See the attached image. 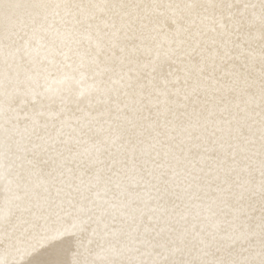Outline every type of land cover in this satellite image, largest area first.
<instances>
[{
	"label": "snow or ice",
	"instance_id": "obj_1",
	"mask_svg": "<svg viewBox=\"0 0 264 264\" xmlns=\"http://www.w3.org/2000/svg\"><path fill=\"white\" fill-rule=\"evenodd\" d=\"M0 264H264V0H0Z\"/></svg>",
	"mask_w": 264,
	"mask_h": 264
}]
</instances>
